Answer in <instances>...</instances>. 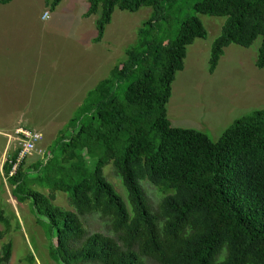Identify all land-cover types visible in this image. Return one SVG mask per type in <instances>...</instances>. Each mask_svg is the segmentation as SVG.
<instances>
[{
  "label": "trees",
  "instance_id": "16d2710c",
  "mask_svg": "<svg viewBox=\"0 0 264 264\" xmlns=\"http://www.w3.org/2000/svg\"><path fill=\"white\" fill-rule=\"evenodd\" d=\"M11 1L0 0V6ZM64 1L46 5L55 10ZM87 1L84 17L100 15L96 44L116 9L151 8L152 14L125 62L87 94L58 132L55 149L29 168L24 160L12 175L18 147L3 165L18 200L31 201L50 241V257L56 264H264V109L236 120L216 142L204 132L174 127L168 117L188 49L208 36L197 15L226 18L212 47L210 74L227 47L250 48L259 38L256 66L264 70V0H202L165 49L164 41L162 47L156 43V29L171 0ZM109 164L131 209L104 175ZM144 180L165 192L157 211ZM59 192L73 210L55 204ZM92 214H100L112 236L87 231L81 217ZM12 254L6 244L0 264H8Z\"/></svg>",
  "mask_w": 264,
  "mask_h": 264
},
{
  "label": "rangeland",
  "instance_id": "374dc122",
  "mask_svg": "<svg viewBox=\"0 0 264 264\" xmlns=\"http://www.w3.org/2000/svg\"><path fill=\"white\" fill-rule=\"evenodd\" d=\"M200 1L171 0L165 7L164 19L156 29L159 46L162 47L160 42L164 41L163 48H167L177 37L181 25L196 15L195 5ZM88 6L87 0H65L58 8H49L47 12L49 18L45 20V27L53 32V36L49 37L46 32L45 43L48 45L51 39L56 40L60 46L61 65L69 66L71 78L66 77L60 98L51 100V109L45 108L43 122L24 123L26 128L40 133L43 138L39 152L25 159V168L41 161L50 150L55 149L58 132L77 113L87 94L108 77L114 66L125 62L126 51L136 44L139 29L152 14L151 8H143L136 13L116 9L104 40L96 44V21L100 15L85 18ZM197 16L205 25L208 36L196 40L188 49L185 69L177 75L173 84L168 117L174 127L204 132L216 142L236 120L264 109V70L256 66L262 38L250 48L238 45L227 47L216 72L210 74L212 47L222 34L226 18ZM79 26L85 27L84 32L79 33ZM123 67L127 68L128 64ZM6 102L5 96L0 98V212L6 219L0 220V232L4 234L0 240V257L2 248L10 243L13 254L8 264H56L50 257V241L45 230L33 215L31 201L24 198L18 200L14 188L3 174L6 159L19 147L16 132L20 128L25 129L21 126L23 123L12 127L14 122L10 121V115H3L6 113ZM104 175L131 209L128 192L113 164L104 168ZM141 185L153 210L157 211L166 196L165 192L148 180L142 181ZM55 204L65 210H73L63 193H57ZM81 220L90 233L113 235L100 214L86 215Z\"/></svg>",
  "mask_w": 264,
  "mask_h": 264
},
{
  "label": "crops",
  "instance_id": "0c3cea01",
  "mask_svg": "<svg viewBox=\"0 0 264 264\" xmlns=\"http://www.w3.org/2000/svg\"><path fill=\"white\" fill-rule=\"evenodd\" d=\"M47 12L46 0L0 6V98L6 97L3 115H10L12 127L23 123L28 129L24 123L43 122L45 108L51 109V100L60 98L66 77L71 78L69 66L61 65L56 40L45 43L46 32L53 36L45 27ZM84 28L79 26V33Z\"/></svg>",
  "mask_w": 264,
  "mask_h": 264
},
{
  "label": "built area",
  "instance_id": "2783aa9c",
  "mask_svg": "<svg viewBox=\"0 0 264 264\" xmlns=\"http://www.w3.org/2000/svg\"><path fill=\"white\" fill-rule=\"evenodd\" d=\"M48 18L49 14L46 13L44 19ZM16 136L19 143L20 152L18 156V164L15 165L12 175L15 173L17 166L27 157L31 156L34 152H39V147L43 141L42 135L40 133L24 128L18 129Z\"/></svg>",
  "mask_w": 264,
  "mask_h": 264
}]
</instances>
